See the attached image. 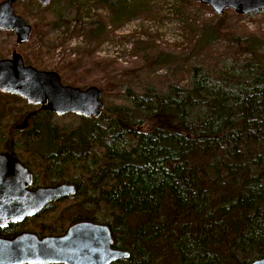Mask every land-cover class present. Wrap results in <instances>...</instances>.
<instances>
[{"label": "trees", "instance_id": "1", "mask_svg": "<svg viewBox=\"0 0 264 264\" xmlns=\"http://www.w3.org/2000/svg\"><path fill=\"white\" fill-rule=\"evenodd\" d=\"M63 2L74 11L71 19L56 14L43 23L45 30L34 24L32 31L42 38L62 27L56 39L65 43L82 37L86 48L69 50L50 70L75 86L84 70L70 75L71 69L89 57L90 68L104 77L97 86L103 98L117 85L114 69L123 77L138 67L122 71L114 62L97 60L95 45L105 41L95 43L106 24L117 25L135 0ZM178 2V8L192 4ZM103 7L108 17L98 15L88 26L86 37L94 41L90 49L84 32L70 27H80L74 24ZM211 28L210 37L221 33ZM226 49L229 65L217 61L179 68L167 92L150 88L131 94L127 89V105L106 107L98 119L70 115L77 126L66 133L50 124L51 112L31 117L26 133L38 159L46 151L54 153L50 161H59L66 173L57 178L79 184L74 196H84L85 209L93 210L72 221L108 225L114 248L129 254L122 264H249L264 258V36L258 31L229 38ZM42 54L40 48L22 57L25 64L42 67L36 63ZM163 58L146 65L167 64ZM90 86L96 85H85ZM0 109L3 115L10 111ZM27 115L15 117L8 135L0 133V151ZM43 228L38 236H45Z\"/></svg>", "mask_w": 264, "mask_h": 264}, {"label": "rangeland", "instance_id": "2", "mask_svg": "<svg viewBox=\"0 0 264 264\" xmlns=\"http://www.w3.org/2000/svg\"><path fill=\"white\" fill-rule=\"evenodd\" d=\"M60 1L55 0L50 6L49 4L48 6H42L36 0L18 2L16 3V11L27 17V19H24L29 25L36 24L40 29L45 30L43 23L52 16H56V14H61L65 19L73 17L74 11H70L63 0V3ZM128 1L130 3L132 0ZM178 1L135 0L129 7L125 8V15L121 16V20L118 21L117 25L106 24L104 35L95 43L105 41L99 46L95 45L97 47L95 58L114 62L122 71L135 70L137 67L138 69L123 77L120 76L118 69H114L113 75L116 76L117 85L114 89L108 90L106 96L102 98L105 108L113 105H127L128 99L126 98L127 95L125 96L127 89L130 90L131 94H141L150 88L158 92H167L170 84L175 82V78L171 79V77L179 68L188 70L199 64L211 65L217 61L221 62L220 65H229L230 60L226 58L229 54L226 49L229 38L243 37L249 32L254 34L258 31L264 36V11L241 18V15L226 10L221 16H217L210 8L199 6L198 3L192 0L191 7L178 8ZM141 7L146 10H136ZM106 10L104 8L103 11H90L92 14L91 19L82 17L80 22L83 24L73 22L74 25L80 27H70V29L79 28L80 31L84 32L90 49L92 48L90 43L94 41H89L86 37L89 23L95 21L98 15H101L102 20H105L108 17ZM136 11L137 13L133 17H127ZM211 27L220 28L221 33L210 37ZM59 28V30L50 31L47 36L42 38L39 33H33L31 30L28 40L20 45L16 44V36L11 31H0V59L10 58L13 50L24 56V53L28 55L35 54L41 48L43 54L41 60L36 63H38V66L51 68L55 61L65 58L62 56L67 54L69 50L77 47L86 48V42L82 40V37L72 38V40H67L66 43L65 39L60 37L56 39V36L63 31L62 27ZM64 28L69 29V27ZM225 32H228L229 35H225ZM206 43H210V45L204 47L203 45ZM162 57H164V60L167 59V64L146 65L150 60L158 61ZM243 59L244 57L241 58V60ZM82 70H84L81 77L83 80L78 79V82H74L76 87L87 88L85 87L87 84H93L97 87L104 81V77L98 69L90 68V61L87 56L71 69L70 75L78 74ZM62 75H64V79L71 77L68 72ZM66 75L69 76L66 77ZM163 78L171 80L167 82L163 81ZM61 81L67 84L63 80ZM10 95L13 94L0 93V107L10 109L9 113L4 115L1 114L0 109V133L6 135L9 134L11 125L16 122L15 117L22 116L25 112L32 111L35 108L19 96ZM51 116L50 124L58 126L61 133H66L77 126L76 119L70 117V114L57 116L52 113ZM12 135L14 138L30 137L26 130H16ZM69 171L74 173L72 169ZM42 178L46 180L45 176H42ZM84 198L82 195L71 196L52 202L48 210L26 220L23 223V230L37 233L44 227L45 235L62 234L73 219L84 218L90 215L88 212L93 211L85 209L86 202Z\"/></svg>", "mask_w": 264, "mask_h": 264}, {"label": "water", "instance_id": "3", "mask_svg": "<svg viewBox=\"0 0 264 264\" xmlns=\"http://www.w3.org/2000/svg\"><path fill=\"white\" fill-rule=\"evenodd\" d=\"M30 0H3L0 2V31H11L16 44L26 42L32 27L14 11V4ZM46 6L52 0H36ZM210 8L221 16L231 10L241 16L264 11V0H192ZM0 93L13 94L29 105H40L39 111L57 116L67 114L98 119L105 104L102 92L96 86L85 89L65 85L55 71L37 70L25 65L23 57L12 51L10 58L0 59ZM29 113L16 130L27 127ZM32 174L13 154H0V227L24 222L38 216L52 202L74 196L73 185L28 189ZM0 190V192H1ZM4 194V195H3ZM114 237L106 224L79 220L71 224L63 234L38 236L23 231L12 238L0 237V264H111L129 257L128 252L112 248ZM249 264H264V258Z\"/></svg>", "mask_w": 264, "mask_h": 264}, {"label": "flooded vegetation", "instance_id": "4", "mask_svg": "<svg viewBox=\"0 0 264 264\" xmlns=\"http://www.w3.org/2000/svg\"><path fill=\"white\" fill-rule=\"evenodd\" d=\"M15 6H16V4H14V9H15ZM24 64H25V62H24ZM25 65H29V64H25ZM35 68L37 70H42V71H51L50 68H48L46 66L45 67H35ZM33 106H35V108L32 111L28 112V114L32 113V112H36V114L31 116V117L36 116L37 112H40L39 111L40 105H33ZM25 117H24V119H25ZM31 117L27 120V127L23 130H20V131H25L29 127H31V124H30ZM24 119L22 120L21 124L23 123ZM16 126H15V129H16ZM5 140H6V142L4 144V150L0 151V154L1 153L13 154L14 157H16L26 168H28L29 172L32 174V184L30 185V187H28V189H37L39 187L56 186V185H60V184L73 185L75 187V189H77V187L79 186V184L76 185L75 182H72L70 180H67V179L62 180L60 178H57V177H60L62 174H64L65 171L63 170L62 165L60 164L59 161H58V163H52L50 161L55 156L54 153H52V154L50 153V150L46 151L48 154L45 157L43 156L42 159H40V158L38 159V156L35 153V148L32 146L33 141H34L33 138H31V137H23V138L15 137V138L5 139ZM0 141H1V139H0ZM44 153H43V155H44ZM42 176H45L46 180H44L43 178L41 179ZM2 191H3V189L0 192V205L2 203ZM50 205H49V207H50ZM49 207L47 206L43 211L48 210ZM26 220H28V219H26ZM77 221H79V220H77ZM24 222L10 223L7 226L0 227V237L1 238H12V237L18 235L19 233H21L23 231H28V230H23V223ZM74 222H76V221H72L69 224V226L71 224H73ZM66 229H65V231H66ZM65 231H63V233ZM112 248L116 249V248H114V242H113ZM124 260L125 259H121V260L115 261L111 264H122V262Z\"/></svg>", "mask_w": 264, "mask_h": 264}]
</instances>
